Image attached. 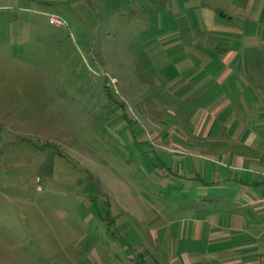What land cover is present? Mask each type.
Returning a JSON list of instances; mask_svg holds the SVG:
<instances>
[{
	"label": "rangeland",
	"instance_id": "obj_1",
	"mask_svg": "<svg viewBox=\"0 0 264 264\" xmlns=\"http://www.w3.org/2000/svg\"><path fill=\"white\" fill-rule=\"evenodd\" d=\"M181 1L0 0V264L171 254L200 159L177 147L200 29Z\"/></svg>",
	"mask_w": 264,
	"mask_h": 264
},
{
	"label": "crops",
	"instance_id": "obj_2",
	"mask_svg": "<svg viewBox=\"0 0 264 264\" xmlns=\"http://www.w3.org/2000/svg\"><path fill=\"white\" fill-rule=\"evenodd\" d=\"M197 7L198 48L186 56L193 72L184 71L194 77V134L177 137L179 151L200 158L188 203L195 212L175 227L171 254L152 249L156 258L142 263L264 264V0H197ZM149 221L144 229L157 240L160 229ZM174 233L162 231L163 240ZM185 237L192 248H181Z\"/></svg>",
	"mask_w": 264,
	"mask_h": 264
},
{
	"label": "built area",
	"instance_id": "obj_3",
	"mask_svg": "<svg viewBox=\"0 0 264 264\" xmlns=\"http://www.w3.org/2000/svg\"><path fill=\"white\" fill-rule=\"evenodd\" d=\"M50 20H51L52 23L59 24V25L62 24L61 18H59L57 16L51 15L50 16Z\"/></svg>",
	"mask_w": 264,
	"mask_h": 264
}]
</instances>
